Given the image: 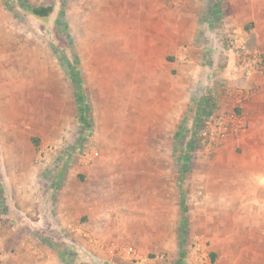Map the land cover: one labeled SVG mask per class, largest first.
<instances>
[{"label": "rangeland", "instance_id": "obj_1", "mask_svg": "<svg viewBox=\"0 0 264 264\" xmlns=\"http://www.w3.org/2000/svg\"><path fill=\"white\" fill-rule=\"evenodd\" d=\"M171 1L0 0V264H264V0Z\"/></svg>", "mask_w": 264, "mask_h": 264}, {"label": "crops", "instance_id": "obj_2", "mask_svg": "<svg viewBox=\"0 0 264 264\" xmlns=\"http://www.w3.org/2000/svg\"><path fill=\"white\" fill-rule=\"evenodd\" d=\"M172 3L174 2L171 0H164V8H172V7H169L172 5ZM165 26L166 27H164V31L168 30L167 25ZM245 100H248V97ZM231 101L228 102V105L233 103V101L232 102ZM244 113L247 114V118L248 120H250V125L252 127L260 126L262 121L264 123V89H261L259 90V92L254 93L253 96L250 98V100H248L244 104ZM255 131L256 130H254V132ZM251 132L253 131L251 130ZM254 134H257V133H254ZM240 142L246 145H254L257 148V146L260 145L261 143L264 144V138L261 139L259 136L253 135L251 136L250 139H247V138L240 139ZM75 171L76 170H74V176L71 178V181H74V182H76V172ZM65 194H66L65 199L67 202L66 204L68 205V208H74L73 204L77 203V196H78L76 189L73 188L72 186H68L66 187ZM82 212L83 211H80V214H82ZM62 222H64L65 227H69L67 222L65 221H62Z\"/></svg>", "mask_w": 264, "mask_h": 264}, {"label": "trees", "instance_id": "obj_3", "mask_svg": "<svg viewBox=\"0 0 264 264\" xmlns=\"http://www.w3.org/2000/svg\"><path fill=\"white\" fill-rule=\"evenodd\" d=\"M53 12V8L51 6H38V7H33L31 8V13L38 19L40 20H44V21H47L48 18L50 17L51 13ZM203 108H205L203 106ZM81 111V114H82V117L84 120H86V117H87V112L86 110H83V109H80ZM182 128H179L178 129V139H177V142L175 143V149H181L182 147H190L191 144V141L188 140V134L187 136L184 135V132L181 130ZM193 142V141H192ZM176 162H177V165H178V168H179V172H180V176H181V181H183V176L185 174V164L187 163L185 157L183 156H179L177 159H176ZM1 194H0V199H1ZM0 209L2 210L3 209V213L1 214H8V211L6 210V208L2 205V203H0ZM0 210V211H1ZM182 212H183V218H182V222L183 224L185 225L186 223V213H187V206L185 204V199L182 198ZM36 237L40 238L46 245L48 246H52V244L50 242H48L46 240V238L44 237L43 233L40 232V231H37L36 233ZM53 247V246H52ZM58 253H62V254H65V255H61L60 258L62 260H67V255L66 252H60L58 251ZM69 256V255H68ZM71 260V259H70ZM72 261V260H71ZM70 263V262H69ZM93 264H97V263H93ZM104 264H107V263H104Z\"/></svg>", "mask_w": 264, "mask_h": 264}, {"label": "built area", "instance_id": "obj_4", "mask_svg": "<svg viewBox=\"0 0 264 264\" xmlns=\"http://www.w3.org/2000/svg\"><path fill=\"white\" fill-rule=\"evenodd\" d=\"M247 97H243V96H240L239 98H238V102L239 103H242L243 102V100H245ZM223 128V127H222ZM221 134H223V132H221Z\"/></svg>", "mask_w": 264, "mask_h": 264}]
</instances>
